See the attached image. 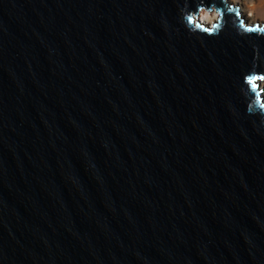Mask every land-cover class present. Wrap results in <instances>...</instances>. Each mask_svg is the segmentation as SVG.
Wrapping results in <instances>:
<instances>
[{
	"label": "water",
	"instance_id": "water-1",
	"mask_svg": "<svg viewBox=\"0 0 264 264\" xmlns=\"http://www.w3.org/2000/svg\"><path fill=\"white\" fill-rule=\"evenodd\" d=\"M258 29L229 0H0V264H264Z\"/></svg>",
	"mask_w": 264,
	"mask_h": 264
},
{
	"label": "rangeland",
	"instance_id": "rangeland-1",
	"mask_svg": "<svg viewBox=\"0 0 264 264\" xmlns=\"http://www.w3.org/2000/svg\"><path fill=\"white\" fill-rule=\"evenodd\" d=\"M231 3L235 5H241L242 10L244 11L245 15L249 17L251 20H262L264 21V5L261 6V4H258L257 1L262 0H229ZM250 12H252V15H250ZM200 18L203 20H206L208 22L215 21L218 19L219 14L216 10H207L203 9L200 12Z\"/></svg>",
	"mask_w": 264,
	"mask_h": 264
},
{
	"label": "snow or ice",
	"instance_id": "snow-or-ice-1",
	"mask_svg": "<svg viewBox=\"0 0 264 264\" xmlns=\"http://www.w3.org/2000/svg\"><path fill=\"white\" fill-rule=\"evenodd\" d=\"M258 30L264 31V29ZM245 81L251 86L253 93H257L259 91V82H264V75L248 74L245 77ZM262 107H264V104H262Z\"/></svg>",
	"mask_w": 264,
	"mask_h": 264
},
{
	"label": "crops",
	"instance_id": "crops-1",
	"mask_svg": "<svg viewBox=\"0 0 264 264\" xmlns=\"http://www.w3.org/2000/svg\"><path fill=\"white\" fill-rule=\"evenodd\" d=\"M257 3H258V4H261V6H263V5H264V0H262V1H260V2L257 1Z\"/></svg>",
	"mask_w": 264,
	"mask_h": 264
},
{
	"label": "bare ground",
	"instance_id": "bare-ground-1",
	"mask_svg": "<svg viewBox=\"0 0 264 264\" xmlns=\"http://www.w3.org/2000/svg\"><path fill=\"white\" fill-rule=\"evenodd\" d=\"M250 15H252V12H250ZM216 21V20H215ZM211 23H214V21H212Z\"/></svg>",
	"mask_w": 264,
	"mask_h": 264
}]
</instances>
